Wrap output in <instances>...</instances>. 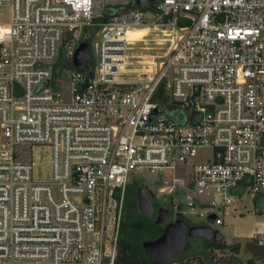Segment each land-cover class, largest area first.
I'll return each instance as SVG.
<instances>
[{
  "label": "built area",
  "instance_id": "built-area-1",
  "mask_svg": "<svg viewBox=\"0 0 264 264\" xmlns=\"http://www.w3.org/2000/svg\"><path fill=\"white\" fill-rule=\"evenodd\" d=\"M1 4L0 264H115L139 172L190 221L264 193V0Z\"/></svg>",
  "mask_w": 264,
  "mask_h": 264
},
{
  "label": "rangeland",
  "instance_id": "rangeland-1",
  "mask_svg": "<svg viewBox=\"0 0 264 264\" xmlns=\"http://www.w3.org/2000/svg\"><path fill=\"white\" fill-rule=\"evenodd\" d=\"M0 11L1 16L2 17H8L9 12H10V7L7 4H1L0 5ZM148 29H130L128 31V34L130 35V37L132 38H138L141 35L147 33ZM162 35L159 29H152L150 30L146 36H145V41H139L136 45V47L134 49H132V51L134 53H141V54H157V53H161L165 48H166V44L168 43H159L156 42L157 39H159V36ZM140 45H145L147 47H140ZM163 45V46H162ZM63 57H65V51L63 50L62 52ZM92 56L95 57V50L92 48ZM136 57V56H135ZM137 180L138 182H135L136 184H134L136 187H138L139 185L142 186H148L152 188V191L154 192L157 188V185L154 184V175L149 174L147 172H139L137 173ZM136 189V188H135ZM132 189V185L130 184L127 187L126 190V198H125V209H127V211L131 212V215H133L135 218L137 219H141V217L144 218V216L140 215L139 212L136 209L137 206V193L136 190ZM184 202V200H183ZM153 203L155 205H165L167 207L170 208L171 210V219H174L176 217V208L172 207L170 205V203L163 201L162 199H158L157 201H155L153 199ZM185 203V202H184ZM236 206V209H234ZM136 209V210H135ZM234 209L232 211H228ZM227 211L228 213L222 218L224 219V222L222 224H214L212 221H209L206 217V215H197V214H192L189 213L187 211V207H185V211H184V215L187 216L189 219H191L192 222H200V221H205V222H209L211 224V226L215 229H218L224 236V238L226 239H232L231 242H236L239 241L240 243V248L238 250V252H234L232 251V253H237V259L239 264H246V260L247 258L253 256L251 249L256 247V243L254 242V240L251 239H257L258 242L260 243L262 241H264V236H260L259 234L257 235H252L249 237H241L239 238V240H237L238 238L236 237V232L239 231L240 229L243 230H247L251 225L254 224L255 221L257 220H263L264 219V214H257L254 210V202H253V197H251L250 195H243L241 196V198H239L237 201H235L234 206L230 205L229 207H227ZM164 223H160L158 225H156L155 227H153L154 229H145L142 230L141 232H139L137 234V237L139 238V240H143L145 238H147V236H149L151 233L154 234V236H156V234L158 233V229L160 227H163ZM152 228V227H151ZM198 240V237H189V242L191 244V242L193 240ZM248 240H250L251 242H247ZM214 252H212V255H215L218 259L220 257V260H223L222 257L229 255L227 254L229 251L227 248H222L219 250H213ZM183 253L182 255H191L192 250L191 249H187L184 252H177L174 254L173 258H179L178 256ZM196 253V252H195ZM203 260V262H205L206 264H213L210 261H207L205 258V255L202 253L200 254ZM231 255V254H230ZM156 264H168L166 262H160L158 261ZM194 264H202V263H198L194 261ZM253 264H264V257L262 258H255L253 261Z\"/></svg>",
  "mask_w": 264,
  "mask_h": 264
},
{
  "label": "water",
  "instance_id": "water-1",
  "mask_svg": "<svg viewBox=\"0 0 264 264\" xmlns=\"http://www.w3.org/2000/svg\"><path fill=\"white\" fill-rule=\"evenodd\" d=\"M138 4L149 3L150 0H137ZM91 54L89 44L85 40H81L75 47L73 54V61L80 67H85L90 60ZM137 204L138 208L146 216L154 212V205L146 190L142 186L137 187ZM182 204L178 205L176 212L177 216L171 219V210L166 207H159L155 211V222L164 223L162 231L154 238H145L142 241V246L151 259L160 262H168L173 259L174 254L182 252L189 248V241L187 236H202L206 240L218 242L221 239V233L218 229H213L208 224L188 223L182 216H178L179 209ZM214 214L208 215L207 219L212 220ZM211 261L216 264H225L218 260L215 255L211 256Z\"/></svg>",
  "mask_w": 264,
  "mask_h": 264
},
{
  "label": "trees",
  "instance_id": "trees-1",
  "mask_svg": "<svg viewBox=\"0 0 264 264\" xmlns=\"http://www.w3.org/2000/svg\"><path fill=\"white\" fill-rule=\"evenodd\" d=\"M179 22L182 23L184 21L179 20ZM81 38L89 41V37H87L85 34ZM131 185L132 189L137 188L133 183ZM254 200L256 202V197H254ZM258 205L256 203V206ZM260 207L264 209V203ZM142 225L143 223L141 219L135 218L133 215H131L130 211L128 212L127 209L125 210L124 220L121 223V231L118 237V249L115 258V264H156L158 262V260L151 259L147 256L142 246V241L144 239L139 240V238L137 237V234L143 230ZM162 229L163 227H160L156 235H158L162 231ZM153 237L156 236H154V234L152 233L147 236V238ZM253 240L256 243L257 248L251 249L253 256L247 258L246 264H253L255 258L264 257V245L258 244L257 239ZM214 245L220 247L221 249L226 247L228 248V250L234 252H238L240 248L239 241L225 243V241L221 240L217 243H214ZM186 259H190V257H187Z\"/></svg>",
  "mask_w": 264,
  "mask_h": 264
},
{
  "label": "flooded vegetation",
  "instance_id": "flooded-vegetation-1",
  "mask_svg": "<svg viewBox=\"0 0 264 264\" xmlns=\"http://www.w3.org/2000/svg\"><path fill=\"white\" fill-rule=\"evenodd\" d=\"M136 193H137V188H136ZM148 194V193H147ZM150 197V196H149ZM153 197V196H152ZM151 198V197H150ZM151 200H153V199H151ZM256 203L257 204H260L259 206H261L263 203H264V195H263V193H261V194H258V195H256ZM154 204V203H153ZM154 206H155V204H154ZM136 209H137V211L139 212V214L140 215H142V216H144V218L143 217H141L142 218V223H143V225H142V227H143V230H145V229H151V230H153L154 228L153 227H155L156 225H158V224H160V223H156L155 222V211H156V209H154V212L151 214V215H149V216H146V215H144L143 213H141V211L139 210V208H138V204H137V206H136ZM135 209V210H136ZM177 216V215H176ZM178 216H182L180 213L178 214ZM186 220V219H185ZM188 223H191V221L190 220H186ZM211 221V220H210ZM193 223V222H192ZM208 225H210L211 226V224L209 223V222H206ZM152 227V228H151ZM163 227H164V225H163ZM212 227V226H211ZM214 229V228H213ZM157 236V235H156ZM189 237H198L199 239L198 240H193L192 242H191V244H190V242H189V248L188 249H191L192 250V253L193 254H195V252H199V254L201 253H203L204 255H205V257L206 258H210V256H213L211 253L212 252H214L213 250H215L216 248H217V246H215L214 245V243H217V242H214V241H212V240H204V237H202V236H187V238H188V240H189ZM154 238V237H153ZM223 238H224V236L223 235H221V239H220V241L221 240H223ZM205 242H207L206 244H205ZM202 243H204V245L202 244ZM196 246H195V245ZM194 245V246H193ZM219 248V247H218ZM224 248H226V247H224ZM229 252L227 253V254H229V255H226V256H224V257H222L223 258V260H221V261H223L225 264H239V262L237 261V257H236V255H235V253L233 252L232 253V251H230V250H228ZM192 254V255H193ZM218 259V258H217ZM218 260H220V257H219V259ZM214 264H216L215 262H213Z\"/></svg>",
  "mask_w": 264,
  "mask_h": 264
},
{
  "label": "crops",
  "instance_id": "crops-1",
  "mask_svg": "<svg viewBox=\"0 0 264 264\" xmlns=\"http://www.w3.org/2000/svg\"><path fill=\"white\" fill-rule=\"evenodd\" d=\"M263 195H264V193H263ZM253 202H254V210H255V212L257 213V214H264V209L262 208V207H260L258 204V206H256V202H255V200H254V197H253ZM234 209H236V206H235V208ZM234 209H231V210H228V211H232V210H234ZM228 211H226V213H224L223 214V217L228 213ZM224 222V219H223V221H222V223ZM193 223H196V222H193ZM222 223H220V224H222ZM196 224H198V223H196ZM215 229V228H214ZM221 233V232H220ZM257 234H259L260 236H264V219L263 220H257V221H255L254 222V224L253 225H251L247 230H243V229H240L239 231H237L236 232V237L235 238H238L237 240H239V238H241V237H249V236H252V235H257ZM221 235H223L222 233H221ZM204 240H206L205 238H204ZM231 240L232 239H226V238H223V240L222 241H225V243H232L231 242ZM251 240H253V239H251ZM208 241V240H207ZM249 242H250V240H248ZM247 241V242H248ZM219 242V241H218ZM207 242H205V244H206ZM203 245H204V243H202ZM258 244H262V245H264V241H262V242H260V243H258ZM195 245V244H194ZM193 245V246H194ZM196 246V245H195ZM255 248H257V247H255ZM219 249H221L220 247L218 248H216L215 250L217 251V250H219ZM228 249V248H227ZM185 251V250H184ZM184 251H182V252H184ZM183 253H181L178 257L179 258H173V259H175V260H181V259H184V258H187V257H190V259H193L195 262H198V263H202V264H206L205 262H203V260L202 259H204V258H202L201 257V253L199 254V252H196L195 254H191V255H187V256H185V255H182ZM235 255L237 256V253H235ZM206 258V257H205ZM210 258H211V256H210ZM210 258H206V260L207 261H210L211 263H213V261H211L210 260ZM237 261H238V259H237ZM214 264V263H213Z\"/></svg>",
  "mask_w": 264,
  "mask_h": 264
},
{
  "label": "bare ground",
  "instance_id": "bare-ground-1",
  "mask_svg": "<svg viewBox=\"0 0 264 264\" xmlns=\"http://www.w3.org/2000/svg\"><path fill=\"white\" fill-rule=\"evenodd\" d=\"M134 29H147L145 27H135Z\"/></svg>",
  "mask_w": 264,
  "mask_h": 264
},
{
  "label": "snow or ice",
  "instance_id": "snow-or-ice-1",
  "mask_svg": "<svg viewBox=\"0 0 264 264\" xmlns=\"http://www.w3.org/2000/svg\"><path fill=\"white\" fill-rule=\"evenodd\" d=\"M4 31H7V30H4Z\"/></svg>",
  "mask_w": 264,
  "mask_h": 264
}]
</instances>
